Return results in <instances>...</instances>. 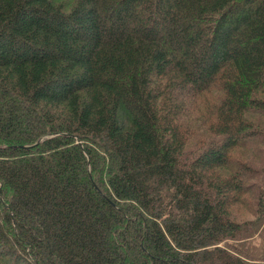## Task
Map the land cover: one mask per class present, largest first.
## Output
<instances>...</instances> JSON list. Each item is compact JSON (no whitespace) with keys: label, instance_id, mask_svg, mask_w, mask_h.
Returning <instances> with one entry per match:
<instances>
[{"label":"trees","instance_id":"16d2710c","mask_svg":"<svg viewBox=\"0 0 264 264\" xmlns=\"http://www.w3.org/2000/svg\"><path fill=\"white\" fill-rule=\"evenodd\" d=\"M252 114L264 0H0V264H264Z\"/></svg>","mask_w":264,"mask_h":264},{"label":"rangeland","instance_id":"374dc122","mask_svg":"<svg viewBox=\"0 0 264 264\" xmlns=\"http://www.w3.org/2000/svg\"><path fill=\"white\" fill-rule=\"evenodd\" d=\"M251 121L258 123L259 125L257 127L263 128L264 129V116H260V115H250L248 117ZM264 152V145H260L258 143H253L251 142L250 144H247L245 146H243L241 149L239 148L237 150V154L239 155V157H241L242 159H245L249 162V164H252V166H254L255 168H259L261 169L260 165L262 164V153ZM239 212V210H237V213ZM244 210H242L238 217L246 219L248 218L246 214H243Z\"/></svg>","mask_w":264,"mask_h":264}]
</instances>
